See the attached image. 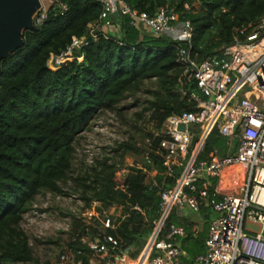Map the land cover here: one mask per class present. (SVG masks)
<instances>
[{
  "label": "trees",
  "instance_id": "1",
  "mask_svg": "<svg viewBox=\"0 0 264 264\" xmlns=\"http://www.w3.org/2000/svg\"><path fill=\"white\" fill-rule=\"evenodd\" d=\"M133 8L150 15L168 5L188 19L193 28L194 50L201 60L231 44L240 31L251 32L264 17V0H126ZM62 10L52 4L36 31H25V44L2 60L0 69V264L32 260V250L19 226L23 216L43 191L62 193V183L72 167L76 137L101 111L115 109L131 88L146 80H157L153 99L145 111L159 130L173 113L195 109L190 92L195 83H186L184 69L177 60L178 44L167 36L131 27L127 17H114L121 35L99 32L97 39L89 25L102 12L101 0H61ZM186 4L189 8H186ZM196 5H199L197 8ZM87 38L75 58L52 69L49 59L60 55L74 37ZM82 55L83 59L78 57ZM142 115V113H141ZM148 145L124 142V153L142 156L141 165L129 168L121 177L116 165L100 163L77 177L82 199L104 212L121 208L115 229L100 231L83 223L69 242L82 264H91L92 250L83 237L102 238L105 233L120 240L123 250H132L137 258L144 249L159 218L163 183L174 179L163 174L161 137L147 132ZM226 138L217 131L209 137L205 154L219 148L225 155ZM151 162H148L147 160ZM157 170L154 174L153 171ZM152 177L157 185L151 184ZM205 231L189 233L179 241L187 253L185 264H194L206 250L209 221L217 216L211 207H203ZM175 209L168 224H182ZM184 225V224H182ZM188 230L191 228L185 225ZM133 252V253H134ZM107 260L104 259V263Z\"/></svg>",
  "mask_w": 264,
  "mask_h": 264
},
{
  "label": "built area",
  "instance_id": "2",
  "mask_svg": "<svg viewBox=\"0 0 264 264\" xmlns=\"http://www.w3.org/2000/svg\"><path fill=\"white\" fill-rule=\"evenodd\" d=\"M41 1L42 8L34 17L38 27L52 4L63 11L68 8L61 0H49V6ZM101 3L99 19L89 25L95 39L99 32L120 36L121 26L114 17H127L131 27L179 43L177 60L184 69L186 83H195L190 92L195 109L171 114L155 131L161 137L163 174L173 178L174 183L168 187L163 183L160 215L139 260L144 258L143 264H185L187 253L179 239L189 233L198 234L200 228L188 230L182 224H168V220L175 209L181 214L185 207L195 212L211 207L217 216L209 221L206 250L194 264H264V17L251 32L242 29L231 44L200 60L194 50L192 23L181 19L175 8L163 5L150 15L126 0ZM86 44L85 36L74 37L65 52L51 55L49 65L59 68L73 60L75 52ZM215 131L227 139V153L221 155L219 148H214L204 155ZM194 137L197 141L192 144ZM235 137L238 143L232 153ZM227 167L232 168L230 181L236 188L222 193L220 178ZM151 184H158L153 177ZM247 223L256 224L258 229L246 227ZM116 225L112 216L103 220L104 229H115ZM88 245L93 255L103 257L108 264L133 262L129 250H123L113 234L91 239ZM79 253L65 251L53 264H82L77 258Z\"/></svg>",
  "mask_w": 264,
  "mask_h": 264
},
{
  "label": "rangeland",
  "instance_id": "3",
  "mask_svg": "<svg viewBox=\"0 0 264 264\" xmlns=\"http://www.w3.org/2000/svg\"><path fill=\"white\" fill-rule=\"evenodd\" d=\"M45 3L46 6L51 5L49 0H45ZM50 67L57 69L53 65ZM157 88L155 79L146 80L139 88H131L117 108L99 112L87 128L76 137L72 167L68 178L61 184L63 192L43 191L37 196L31 209L24 214L20 223L19 228L29 242L33 259L11 264H53L62 253L71 250L69 242L79 233L83 223L103 232L104 218L106 216L117 218L121 214V208L116 205L100 212L96 210L99 202L93 201L91 206L86 203L82 199L83 194L78 187L77 177L105 161L116 165L121 177L129 173L131 166L141 165L142 156L124 153L121 145L124 142H135L145 148L149 143L146 133L157 131L151 120L152 111L144 110L147 102L153 99L151 92ZM179 219L191 229L199 227L200 234L205 231L202 212L185 207ZM246 227L258 229L253 223H247ZM90 240L89 235L83 237L84 242L88 243ZM133 252V250L129 252L133 261L130 264L136 262L140 264L143 259L139 260L141 254L135 258ZM91 260L93 264L104 263L103 257L93 254Z\"/></svg>",
  "mask_w": 264,
  "mask_h": 264
},
{
  "label": "water",
  "instance_id": "4",
  "mask_svg": "<svg viewBox=\"0 0 264 264\" xmlns=\"http://www.w3.org/2000/svg\"><path fill=\"white\" fill-rule=\"evenodd\" d=\"M41 8V0H0V69L3 59L24 46L25 31L38 29L34 23V17ZM180 128L185 129V126L181 125ZM196 141L197 137H194L192 144ZM237 143L238 138L235 137L232 153L235 152Z\"/></svg>",
  "mask_w": 264,
  "mask_h": 264
},
{
  "label": "crops",
  "instance_id": "5",
  "mask_svg": "<svg viewBox=\"0 0 264 264\" xmlns=\"http://www.w3.org/2000/svg\"><path fill=\"white\" fill-rule=\"evenodd\" d=\"M120 30H121V28H120ZM231 172H232V168L231 167L225 168L224 172H223V176L220 178V189H221L222 193H228L230 191H234L235 188H236V186L233 185L231 183V181H230ZM200 232H201V230H200Z\"/></svg>",
  "mask_w": 264,
  "mask_h": 264
},
{
  "label": "bare ground",
  "instance_id": "6",
  "mask_svg": "<svg viewBox=\"0 0 264 264\" xmlns=\"http://www.w3.org/2000/svg\"><path fill=\"white\" fill-rule=\"evenodd\" d=\"M144 263V258H143V260L141 261V263L140 264H143Z\"/></svg>",
  "mask_w": 264,
  "mask_h": 264
}]
</instances>
